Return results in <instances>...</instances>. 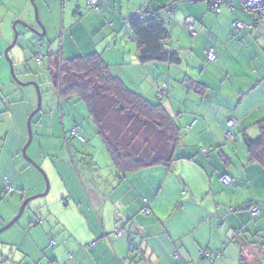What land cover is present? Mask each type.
Instances as JSON below:
<instances>
[{"label":"crops","instance_id":"crops-1","mask_svg":"<svg viewBox=\"0 0 264 264\" xmlns=\"http://www.w3.org/2000/svg\"><path fill=\"white\" fill-rule=\"evenodd\" d=\"M42 1L38 9L44 22L49 4ZM83 1H60L63 26L55 53L64 60L100 55L113 77L162 106L179 127L180 139L167 166L123 177L112 167L101 140L90 138L92 146L101 143V156L110 168L102 176L96 174L100 171L76 167L88 143L82 126L68 127L63 117L52 122L62 140L68 141V134L74 137L73 129L83 140L74 137V159L70 155V161L79 164H72L73 170L62 164V170L56 169L57 198L35 210L37 223L29 231L21 264H239L242 250L247 258L264 257V167L249 161L244 144V139L259 136L258 123L264 119V13L246 12L243 0H222L219 13L210 9V0H98L97 11ZM170 5L168 13L165 8ZM145 10L156 12L165 24L166 49L177 54L178 64L138 63L128 20ZM66 19L70 22L65 28ZM84 20L97 32L79 44L78 25ZM15 22L39 30L30 0H0V182L10 183L12 191L17 175L30 167L20 162L18 153L27 138V113L21 100L10 96L14 88L3 62ZM236 23L243 25L241 30L234 29ZM18 25L19 36L28 37ZM209 51L215 56L210 62ZM91 147L90 155L83 156L95 166ZM223 175L232 178L231 186L220 182ZM36 185L35 192H41L37 181ZM3 189L1 184L0 209ZM22 201L23 197L12 199L5 207ZM144 201L149 215L141 213ZM253 203L259 208L256 216L244 209ZM15 212L0 210V226ZM116 230L123 234L115 235Z\"/></svg>","mask_w":264,"mask_h":264},{"label":"trees","instance_id":"trees-1","mask_svg":"<svg viewBox=\"0 0 264 264\" xmlns=\"http://www.w3.org/2000/svg\"><path fill=\"white\" fill-rule=\"evenodd\" d=\"M172 9L173 5L165 8L168 13ZM155 13L145 10L140 16L128 20L138 63L178 64L177 54L166 49L168 32ZM46 59L54 93L59 100L76 97L84 103L112 167L120 176L155 165L167 166L174 160L180 139V129L175 121L159 103L149 102L113 77L100 55L93 53L64 60L60 53H48ZM160 99L162 101V97ZM258 128L259 136L244 139V144L249 161L264 167V119L258 123ZM254 206L258 207V204L253 203L244 209L251 211ZM141 213L144 214L142 210ZM117 233L121 236L123 231L116 230L114 234ZM125 235L131 251V233ZM50 247H54V241L50 242ZM205 257L208 258L207 254ZM239 264H264V257L247 258L242 250Z\"/></svg>","mask_w":264,"mask_h":264},{"label":"rangeland","instance_id":"rangeland-1","mask_svg":"<svg viewBox=\"0 0 264 264\" xmlns=\"http://www.w3.org/2000/svg\"><path fill=\"white\" fill-rule=\"evenodd\" d=\"M60 1L61 0H46L44 2L45 4H49V9H47V17L44 22H42L41 20L42 17L40 16V11L38 9V2L39 4H41V2L43 1H33V5L30 3L32 8V20L34 19V24L38 29L40 26H42L45 30V36L42 39L41 46L35 39V34L27 30L23 26L24 23L21 24V22L17 28H21L24 31L27 30L28 37L24 38L23 36H19L18 30H16L15 28L14 31L12 28L13 38L15 33H17L16 44L8 53V59L4 56L3 52V62H5L8 68L10 82H12V86L14 88V91L11 90L10 96L13 95L17 97V99L21 100V104L19 105L21 106L23 111L27 113L26 118L28 119L29 115L33 111H35L37 106V90L34 86L22 85L35 83L38 86L41 95V109L40 112H38L31 121L32 139L28 149L26 150V159L22 156L21 152L27 142V138L20 148V152H18L20 158L19 160L22 164L23 162L25 163V165L29 164L30 160L35 166L29 164L30 167L25 174H19V176L17 175V179L15 181V183L17 184V188L15 189V191H8L7 183L0 182V186L2 184V189L4 185L3 190L5 193L1 202V208L7 215H10V212L12 211H16L14 216L6 224L0 226V229L6 226L15 218L22 203L25 200L44 193L46 184L41 171L45 174V177L48 180L49 192L45 197L37 198L34 201H31L25 208L20 219L12 227L0 233V264H21V261H23L22 258L24 259V256L22 254L24 251L23 247L25 248L28 246L27 242L29 231L32 229L34 223H37V220L32 217L35 210L40 206H43L46 201L57 198V190L55 184L57 171L56 169L62 170L60 166V164H62L66 166V169L70 168L71 170H73L74 168H72V164H79L76 163L75 160L74 163L70 161V155L73 159L75 156L73 147L77 139L74 137H69L68 134V141L62 140L59 136V133L57 132L58 129L55 128V126L54 128H52L51 123L59 122V120H61V118L63 117L68 127H73L74 123H76L78 127L82 126V130L84 131L83 136H85L86 133L88 136L85 137L87 138L88 143L84 145V147H82L83 149H85V152L82 153L83 155H90L87 153L90 149L89 147L92 146L90 144V138L93 141L100 140L99 136L97 135V128L93 120L89 117L84 103L79 101L76 97L59 100V98L53 91L52 84L50 83L48 63L46 57L44 56L48 52L55 53L57 51V46H60L61 43L60 38L62 34L63 24ZM84 3L85 0L83 1V4ZM34 8H36L37 10V20L34 14ZM70 16L72 17V11L70 13ZM69 22L70 20L66 19L65 28ZM89 25L90 23L86 22V20H84L82 24L78 25V36L76 35V40L79 44H83L84 41L89 42L91 34L93 35L97 32V29H93V31H90ZM95 37L96 40L99 39L98 33L95 35ZM12 42L13 39L11 43ZM40 51H43L44 54H42ZM25 61H27V64L24 65L23 62ZM10 62L13 64L12 67L16 78L15 80L13 79L10 72ZM59 102L62 103L61 108L64 111L62 116H60L59 112ZM50 112H53V114H55L52 115L50 114ZM78 131H80V128H78ZM100 146L101 143H99V145L97 144V147H91V154H95V157L97 159L96 162L98 164L92 163L93 165H95L92 166L90 164L92 161L87 160L82 155V162L76 166L79 171L85 168H90L94 171H100L96 173L98 175L102 174V176H105V173H108V170H110V168L107 167L104 157L101 156L102 154L100 151ZM36 181L39 185V189L42 188L41 192H35L38 188V186L36 185ZM9 186L12 187L10 183ZM21 197H23V201L18 206H16V204H10V206L5 207V203L7 204L12 199L18 202ZM61 206L63 205L61 204ZM57 211L61 212L60 209H57ZM4 258H6L7 261L5 263H1L2 259Z\"/></svg>","mask_w":264,"mask_h":264},{"label":"water","instance_id":"water-1","mask_svg":"<svg viewBox=\"0 0 264 264\" xmlns=\"http://www.w3.org/2000/svg\"><path fill=\"white\" fill-rule=\"evenodd\" d=\"M30 3L33 5L34 3H33V0H30ZM34 14H35V18H36V20H37V10H36V8H34ZM17 24H20L19 22H15L14 24H13V30L15 31V26L17 25ZM23 26L27 29V30H29V31H31V32H33V34H35V36H36V38L38 39V43H39V45L41 46L42 45V39L44 38V36H45V30L43 29V27L42 26H40L39 27V30H37V29H34V28H31L30 26H28V25H24L23 24ZM16 41H17V33H15V35H14V38H13V42L11 43V45L5 50V52H4V56L8 59V53L10 52V50L15 46V44H16ZM9 65H10V72H11V75H12V77H13V79L15 80L16 78H15V74H14V72H13V67H12V63L10 62L9 63ZM34 86L35 88H36V90H37V106H36V109H35V111H33L30 115H29V117H28V119H27V122H26V128H27V142H26V144H25V146L23 147V149H22V152H21V154H22V156L26 159V150L28 149V147H29V145H30V143H31V139H32V134H31V121H32V118L38 113V112H40V109H41V95H40V92H39V88H38V86L35 84V83H29V84H25V85H22V86ZM29 164H31V165H33V166H35L34 164H33V162H31L30 160H29ZM41 171V170H40ZM41 173L43 174V176H44V179H45V191H44V193L43 194H41V195H39V196H35V197H32V198H29V199H27V200H25L23 203H22V205H21V207H20V209H19V211H18V213H17V215L15 216V218L12 220V221H10L6 226H4L3 228H1L0 229V233H2V232H4V231H6L7 229H9L10 227H12L19 219H20V217L22 216V214H23V212H24V210H25V208L27 207V205L31 202V201H34L35 199H37V198H41V197H45L47 194H48V191H49V183H48V180L46 179V177H45V174L41 171Z\"/></svg>","mask_w":264,"mask_h":264},{"label":"built area","instance_id":"built-area-1","mask_svg":"<svg viewBox=\"0 0 264 264\" xmlns=\"http://www.w3.org/2000/svg\"><path fill=\"white\" fill-rule=\"evenodd\" d=\"M97 3H98V0H86L87 7L90 9L98 10ZM222 3H223L222 0H211L210 2L211 10L215 13H219V8ZM243 7L246 12H255L258 15H261L262 13H264V1L263 0H243ZM140 15L141 13L137 14L136 16H140ZM188 22H189V18L184 19L185 26L191 31V25H189ZM242 27L243 25L241 23L234 24V29L236 31L241 30ZM214 58L215 56L212 51L207 52L206 60L208 62L213 61ZM165 90H166V86L163 85L161 87V91L158 94L159 99L165 94ZM233 123L234 121L230 120L228 122V125L231 126ZM71 135L78 138L80 141L83 142V140L80 139V137L78 136L77 132L74 129L71 131ZM201 152L203 154L206 153L205 150H201ZM220 182L225 186H230L232 183V179L228 175H223L220 178ZM8 190H11L10 186H8ZM144 203L146 204V201H144ZM142 212L146 215L149 214V210L146 205L143 207ZM251 213L252 215H258L259 213L258 207L254 206L251 209ZM116 235H119V234L117 233Z\"/></svg>","mask_w":264,"mask_h":264}]
</instances>
